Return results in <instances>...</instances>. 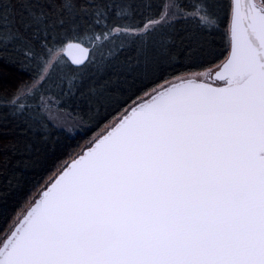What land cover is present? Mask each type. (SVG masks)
I'll return each instance as SVG.
<instances>
[{
	"label": "snow or ice",
	"instance_id": "snow-or-ice-1",
	"mask_svg": "<svg viewBox=\"0 0 264 264\" xmlns=\"http://www.w3.org/2000/svg\"><path fill=\"white\" fill-rule=\"evenodd\" d=\"M0 177V264H264V0H0Z\"/></svg>",
	"mask_w": 264,
	"mask_h": 264
},
{
	"label": "trees",
	"instance_id": "trees-1",
	"mask_svg": "<svg viewBox=\"0 0 264 264\" xmlns=\"http://www.w3.org/2000/svg\"><path fill=\"white\" fill-rule=\"evenodd\" d=\"M222 59V57L220 58ZM219 63V59L210 60V62L204 64L201 68H195L193 71H203L216 66ZM130 103V102H129ZM74 107V106H73ZM126 105H121V109ZM55 111V109H54ZM95 111V110H94ZM120 114V110L113 111L111 107H99V116L92 121H88L86 118L80 120L73 111L72 108L63 109L62 112H58L54 117V121L59 127L63 125V129L53 133V138L57 141L58 145H63V149L57 147L53 149L52 159L48 161L49 164L58 165L64 159H67V153L78 150V146H83L89 139H91L103 126L116 118ZM32 173L30 170H24L25 177V191L30 187L28 179ZM4 182V178L0 177V184ZM2 190V189H0ZM22 194L12 191L9 192L7 199H0V225L4 224L5 217L12 213L13 207L22 202ZM3 232L0 231V236Z\"/></svg>",
	"mask_w": 264,
	"mask_h": 264
},
{
	"label": "rangeland",
	"instance_id": "rangeland-1",
	"mask_svg": "<svg viewBox=\"0 0 264 264\" xmlns=\"http://www.w3.org/2000/svg\"><path fill=\"white\" fill-rule=\"evenodd\" d=\"M214 68H215V66L214 67H212V68H209V69H206V70H203V71H198V72H201V73H203V72H206V71H213L214 72ZM115 119V118H114ZM112 121V120H111ZM103 129V128H102ZM102 129H100L99 131H101ZM97 134V133H96ZM95 134V135H96Z\"/></svg>",
	"mask_w": 264,
	"mask_h": 264
},
{
	"label": "water",
	"instance_id": "water-1",
	"mask_svg": "<svg viewBox=\"0 0 264 264\" xmlns=\"http://www.w3.org/2000/svg\"><path fill=\"white\" fill-rule=\"evenodd\" d=\"M214 75H215V74H214V72H213V78H214Z\"/></svg>",
	"mask_w": 264,
	"mask_h": 264
}]
</instances>
